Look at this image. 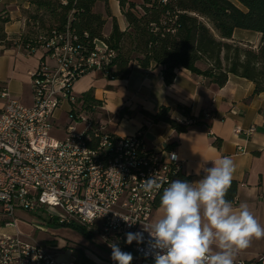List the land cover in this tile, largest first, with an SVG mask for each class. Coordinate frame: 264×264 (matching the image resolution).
I'll return each mask as SVG.
<instances>
[{
  "label": "built area",
  "instance_id": "obj_1",
  "mask_svg": "<svg viewBox=\"0 0 264 264\" xmlns=\"http://www.w3.org/2000/svg\"><path fill=\"white\" fill-rule=\"evenodd\" d=\"M39 43L43 55L30 73L32 104L6 88L0 93V264H75L20 230L16 211L41 209L48 221H76L108 247L117 243L133 255L131 264H154L149 234L143 233L142 244H127L126 233L151 225L158 196L183 174L181 162L171 151L163 157L140 131H110L103 103L73 92L74 82L90 71L110 74L114 49L99 39L87 47L69 25ZM149 177L161 184L159 190H144ZM234 264H264V256Z\"/></svg>",
  "mask_w": 264,
  "mask_h": 264
},
{
  "label": "crops",
  "instance_id": "obj_2",
  "mask_svg": "<svg viewBox=\"0 0 264 264\" xmlns=\"http://www.w3.org/2000/svg\"><path fill=\"white\" fill-rule=\"evenodd\" d=\"M112 3L111 14L124 30L126 22L119 0H107L108 6ZM30 9L27 0H0V25L5 34L0 41V93L6 88L26 105L32 104L30 73L43 55L41 48L29 50L23 45ZM260 38L257 31L236 28L229 41L257 49ZM162 68L161 64L141 68L134 63L126 78H110L103 72L90 71L74 82L73 92L79 97L89 93L103 103L110 131L121 136L140 131L146 143L163 157L168 151L176 154L185 180L194 183L206 174L212 162L231 157L235 164L233 180L237 182L233 207L247 204L264 226V92L255 94L253 82L235 74H228L226 83L219 87L186 68L178 69L173 82L166 84ZM4 102L0 96V115ZM178 105L190 107L194 116L203 113L204 124L177 132L165 122L151 120L161 106L169 107L177 121L185 120ZM251 126L254 132L247 134L245 131ZM236 128L242 131L236 133ZM258 256H264V238L253 239L234 259L251 260Z\"/></svg>",
  "mask_w": 264,
  "mask_h": 264
},
{
  "label": "trees",
  "instance_id": "obj_3",
  "mask_svg": "<svg viewBox=\"0 0 264 264\" xmlns=\"http://www.w3.org/2000/svg\"><path fill=\"white\" fill-rule=\"evenodd\" d=\"M27 1L31 9L26 27L30 29L23 34L22 41L29 50L39 47L40 43L36 41L39 37L51 36L69 25L87 47L99 39L115 50L116 56L110 63V78H126L134 63L141 68L161 64L166 84L173 82L178 69L186 68L219 87L226 83L228 74H235L252 81L255 94L264 92V0H119L126 28L121 30L112 16L109 33L105 32V16L96 10L98 4H107V0ZM35 26L41 33L35 32ZM236 28L259 32L258 48L229 41ZM4 38L0 25V41ZM199 63L207 66L201 68ZM83 98L87 102L94 101L89 93ZM177 109L185 120L174 119L171 109L166 106L151 115V120L165 122L177 132L204 124L203 113L194 116L190 107L185 105H178ZM180 179L185 180L183 174ZM236 191L237 182L232 180L225 198L232 202ZM161 195L155 207L160 206ZM48 223L71 225L89 239L93 236L84 226L51 220ZM77 261L98 264L81 249ZM111 261L109 259L106 263Z\"/></svg>",
  "mask_w": 264,
  "mask_h": 264
},
{
  "label": "clouds",
  "instance_id": "obj_4",
  "mask_svg": "<svg viewBox=\"0 0 264 264\" xmlns=\"http://www.w3.org/2000/svg\"><path fill=\"white\" fill-rule=\"evenodd\" d=\"M234 172V161L225 156L212 162L194 183L171 181L160 196L159 217L150 226L142 224L143 231L126 233L125 242L144 243L146 231L154 264H234L237 252L249 247L253 239L264 238V226L247 204L234 209L225 198ZM143 187L159 190L161 184L149 177ZM109 247L113 261L131 264L130 252L122 251L117 243Z\"/></svg>",
  "mask_w": 264,
  "mask_h": 264
},
{
  "label": "rangeland",
  "instance_id": "obj_5",
  "mask_svg": "<svg viewBox=\"0 0 264 264\" xmlns=\"http://www.w3.org/2000/svg\"><path fill=\"white\" fill-rule=\"evenodd\" d=\"M140 2L141 0H136ZM96 10L102 11L106 18L105 32L109 33L111 28L110 18L114 10V4L110 6L107 4H98ZM108 10V12H107ZM109 13L110 16L107 14ZM30 27L25 28V33H28ZM37 34L41 33L40 29L35 26L34 28ZM36 36L34 37V39ZM40 37L36 39L39 42ZM160 215L159 207H157L153 213L152 220L154 222ZM16 216L19 222L20 230L32 237L34 240L45 243L54 248L59 256V259H69L74 257L75 264H80L78 260V254L80 249L84 251V254L91 258L98 264H107L106 262L111 259L109 247L104 244L99 235L94 232L93 229L78 222L72 224L84 226L87 230L91 231L93 236L89 239L80 230L71 225L56 226L54 223H48V213L45 210L38 211H22L17 210Z\"/></svg>",
  "mask_w": 264,
  "mask_h": 264
}]
</instances>
